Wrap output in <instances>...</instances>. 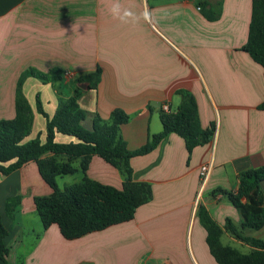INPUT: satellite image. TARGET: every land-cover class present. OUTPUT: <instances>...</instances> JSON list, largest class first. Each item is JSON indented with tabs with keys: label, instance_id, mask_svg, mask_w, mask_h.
Segmentation results:
<instances>
[{
	"label": "crops",
	"instance_id": "crops-1",
	"mask_svg": "<svg viewBox=\"0 0 264 264\" xmlns=\"http://www.w3.org/2000/svg\"><path fill=\"white\" fill-rule=\"evenodd\" d=\"M195 1L206 0H0V121L15 117L24 72L61 73L58 81L26 79L23 92L34 117L26 141L46 139L37 97L51 117L60 100L73 96L76 79L98 68L97 89L85 91L79 105L104 121L115 109L126 112L130 120L121 135L129 150L162 131L161 115L177 112L181 90L194 97L201 126L215 127L211 142L191 154L184 139L171 133L151 153L133 158V179L150 185L151 200L130 222L76 240H66L56 226L44 229L34 199L52 190L34 162L0 176L8 264H218L207 245L200 206L222 228L224 246L243 254L254 250L225 229L228 219L237 227L241 222L225 193L237 192L243 172L264 167V73L241 50L252 0H207L218 14L215 21L207 20ZM114 6L133 16L114 17ZM92 123L88 117L83 126L92 129ZM72 140L56 136L60 143ZM209 163L200 191V169ZM87 176L117 188L123 182L99 157L92 158ZM71 177L64 187L83 174ZM16 196H21L19 213L11 218L6 202ZM245 235L264 242V228Z\"/></svg>",
	"mask_w": 264,
	"mask_h": 264
},
{
	"label": "trees",
	"instance_id": "trees-1",
	"mask_svg": "<svg viewBox=\"0 0 264 264\" xmlns=\"http://www.w3.org/2000/svg\"><path fill=\"white\" fill-rule=\"evenodd\" d=\"M201 12L209 21L218 19L209 1H203ZM260 65L264 73V0H252V14L248 40L241 48ZM102 70L82 75L75 81L76 89L71 98L60 100L53 116H48L37 97L38 112L46 119V139L26 141L33 127V111L23 92V85L30 77L42 81H58L61 73L52 70L50 74L33 71L24 72L17 85L15 117L0 121V176L6 177L34 162L40 176L52 190L47 196L34 199L35 210L44 229L56 226L66 240H76L88 234L106 230L109 227L130 222L139 207L149 202L152 190L149 184L135 182L131 160L145 156L171 133L184 139L189 154L199 146L207 145L214 137L215 127L201 126L198 107L194 97L187 91H179L181 104L176 113L163 112L162 131L137 150H129L121 135V128L130 117L120 109L111 113L104 121L97 113L81 109L79 100L85 91L96 90L101 81ZM85 88H84V87ZM91 117L92 129H86L83 122ZM62 135L73 139L68 143L56 141ZM93 157H99L123 178L120 188L103 184L87 176ZM82 173L81 181L60 188L57 179ZM264 167L243 172L239 178L238 190L225 193L239 213L241 222L237 227L226 220L225 229L236 239L248 244L254 250L243 254L221 243L222 228L212 219L208 211L200 206L199 217L207 231V245L218 264H264V242L246 236L264 228ZM21 202V196L6 203L7 212L14 217L13 210ZM8 236L0 216V260L8 264V249L4 239Z\"/></svg>",
	"mask_w": 264,
	"mask_h": 264
},
{
	"label": "rangeland",
	"instance_id": "rangeland-1",
	"mask_svg": "<svg viewBox=\"0 0 264 264\" xmlns=\"http://www.w3.org/2000/svg\"><path fill=\"white\" fill-rule=\"evenodd\" d=\"M187 1V0H186ZM189 1H191V2H193L194 0H189ZM197 4H196V3ZM194 3H195V6L196 7H199V8H201L202 7V4H201V2H197V1H195ZM193 3V4H194ZM71 181H72V177L71 176H65V177H60V178H58V180H57V183H58V186L60 187V188H63L64 187V185L66 184V185H68L69 183H71ZM11 199V198H10ZM10 199H8V200H10ZM7 200V201H8ZM7 203V202H6ZM6 212V213H5ZM5 214L7 215V216H9L10 217V213H8L7 212V209L5 208ZM12 213H14V215H15V213H19L18 212V209H17V207H15L14 208V210H13V212ZM32 218V217H31ZM34 218H37V220H39V218L37 217V215L35 214L34 215ZM29 219V218H28Z\"/></svg>",
	"mask_w": 264,
	"mask_h": 264
},
{
	"label": "built area",
	"instance_id": "built-area-1",
	"mask_svg": "<svg viewBox=\"0 0 264 264\" xmlns=\"http://www.w3.org/2000/svg\"><path fill=\"white\" fill-rule=\"evenodd\" d=\"M198 10H201L200 8H198ZM165 111H168V107H164ZM212 169V165L209 164H204L201 169H200V191L203 190L204 184L206 182V180L208 179V176L211 172Z\"/></svg>",
	"mask_w": 264,
	"mask_h": 264
},
{
	"label": "clouds",
	"instance_id": "clouds-1",
	"mask_svg": "<svg viewBox=\"0 0 264 264\" xmlns=\"http://www.w3.org/2000/svg\"><path fill=\"white\" fill-rule=\"evenodd\" d=\"M111 12L113 14L114 17H117L121 20H124L126 17H131L133 16V14L131 12L125 11L122 15L120 14V9L119 6H114L111 9Z\"/></svg>",
	"mask_w": 264,
	"mask_h": 264
},
{
	"label": "water",
	"instance_id": "water-1",
	"mask_svg": "<svg viewBox=\"0 0 264 264\" xmlns=\"http://www.w3.org/2000/svg\"><path fill=\"white\" fill-rule=\"evenodd\" d=\"M84 87V86H83ZM85 88V87H84Z\"/></svg>",
	"mask_w": 264,
	"mask_h": 264
}]
</instances>
